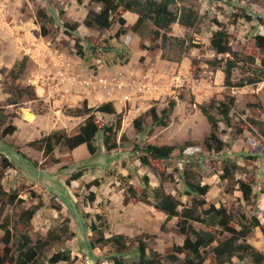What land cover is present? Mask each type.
<instances>
[{"label":"rangeland","instance_id":"rangeland-1","mask_svg":"<svg viewBox=\"0 0 264 264\" xmlns=\"http://www.w3.org/2000/svg\"><path fill=\"white\" fill-rule=\"evenodd\" d=\"M91 6L100 7L89 0H0V184L13 195L12 203L7 201L8 195H0V222L7 220L13 251L22 234L36 242L45 240L51 232L61 238L47 243L45 254H69L67 262L56 264H114L113 258L120 259V254L105 238L123 234L134 239L127 243L124 259L141 240L147 253L158 251L167 264L166 254L173 245H182L185 238L177 230L178 219L167 220L152 205L132 198L125 204L124 190L127 184L142 186L141 176L147 175L152 187L162 183L166 192L181 201V210L197 198L185 193V168L196 173L200 184L209 185L208 192L200 197L205 206L225 207L232 211L235 222L241 212L247 216L255 213L264 227V81L227 87L221 69L206 63L208 59L224 61L228 57L215 54L209 47L212 33L223 26L240 60L233 70V80L261 68L264 49L255 46L254 35H264V0H174L169 6L174 13L190 9L196 14L193 26L173 23L166 31L184 39L183 46L156 36V30L160 34L164 30L152 20L135 26L138 15L131 12L124 14L129 30L119 37H115L118 26L109 30L87 27L83 20ZM41 9L47 15L46 22L37 15ZM74 23L76 31L72 32L65 24ZM41 25L46 34H42ZM76 44L82 46L83 55L76 53ZM22 57L27 60L19 86H28L34 93L28 96L22 92L18 98L9 93L5 78ZM230 96L234 97L229 113L231 127L220 122L218 129V136L228 146L218 152L208 151L201 141L209 135L210 125L200 106ZM170 97H175L176 105L168 125L151 126L146 117L143 131L137 133L133 120L151 106L159 112ZM106 101H111L117 113L122 114L116 148L105 149L101 132L96 135L97 151L93 155L85 147L69 150L63 144L45 155L28 145L54 130L75 128L86 118L82 112L75 113L77 108H95ZM210 111L220 118L216 109ZM94 114L104 124L115 121L113 114ZM8 126L16 129L4 134ZM237 126H242V131L233 139L230 133ZM194 140L201 143L182 153L174 150L166 162H156L154 170L141 165L138 152L133 151L134 144L180 145ZM2 157H7L10 166L3 167ZM228 159L236 161L237 170L233 177L222 180V166ZM76 172H81V176L71 180ZM238 179L251 182L254 204L242 199ZM95 181L99 185L87 187ZM90 191L95 192L92 204L86 201ZM33 206L38 209L29 225L21 224L20 212ZM96 213L104 215L109 224L103 238L91 228L93 224L102 227ZM215 220L206 217L204 223L193 222L196 231L214 234L216 240L212 244L227 236ZM235 222L232 226L239 228ZM3 234L0 227V253ZM246 242L264 254V230L253 229ZM203 252L202 264H214L210 248ZM177 255L184 258V253ZM223 264L255 263L247 255H233Z\"/></svg>","mask_w":264,"mask_h":264},{"label":"trees","instance_id":"trees-1","mask_svg":"<svg viewBox=\"0 0 264 264\" xmlns=\"http://www.w3.org/2000/svg\"><path fill=\"white\" fill-rule=\"evenodd\" d=\"M81 2L82 0H77ZM98 4L99 9L89 7L84 17L83 23L85 26L98 29L109 30L113 26H118L115 33V37H119L125 34L129 28L126 25V19L124 14L131 12L138 15L135 26L145 20H152L153 24L158 29H163L164 32L160 34L159 31H155L156 36H161L163 40L172 42L174 44L183 46L185 44L184 39L177 36L169 35L166 31L170 29L171 24L178 23L183 26H193L196 21V14L192 10H186L179 14L170 10L169 6L174 0H89ZM41 21H47V15L43 9L37 13ZM247 20L250 18L248 16ZM72 32L76 31L77 23L65 24ZM134 26V27H135ZM134 29V28H133ZM42 34H46L47 30L44 25H41ZM71 34V32H67ZM254 44L259 49H264V35H254ZM76 53L80 56L83 55L82 46L76 44ZM209 47L215 54L228 55L226 59L220 60L218 58L208 59L206 63L213 68H220L223 73V84L227 87H243L245 85H254L261 81H264V59L261 60V68L254 69L251 74H248L237 81L233 80V70L238 66L239 58L235 56V52L231 47L229 33L225 27L220 26L215 30L209 40ZM26 57H22L20 60L15 61L13 67L6 75L5 81L8 84V91L11 95H15L18 98L21 97V93L25 92L26 95H33L34 91L21 89L19 82L21 80L23 71L26 67ZM194 67V66H193ZM222 67V68H221ZM182 98V96H179ZM11 103H15L12 102ZM176 105L175 97H170L167 100V104L159 112L155 106H151L143 114L136 117L133 120V127L137 133H140L144 129V120L149 117L151 120V126L168 125V117ZM234 105V97L230 96L227 100H210L207 105L200 106V111L206 118L210 125V133L204 137L201 141L208 151H221L228 146L218 136L219 123L222 122L225 127L230 128V111ZM216 109L220 118L216 117L210 109ZM99 111L102 113L115 115V121L110 124H104L95 116L94 112ZM84 113L86 118L75 128L70 130H54L47 135L32 140L29 142V146L37 150H40L45 155H50L54 151L55 147L63 144L67 149L72 150L81 144H85L89 154L93 155L97 151V145L95 144L96 135L102 133V144L107 150L116 148V133L121 128L122 114L117 113L113 103L111 101L102 102L95 108H77L75 113ZM256 123V121H253ZM257 124V123H256ZM14 126H8L3 130L4 134H11L15 131ZM242 131V126L235 127V131L230 135L233 139H236L239 133ZM261 134L264 135V123L261 129ZM198 140L185 141L180 145H170L160 142L158 144L147 143L144 146L137 144L133 145V151L138 152V160L141 165H144L150 169L156 167V162H166L170 159L174 150H178L182 153L187 147L198 145L201 143ZM2 165L4 168L10 166V162L7 157H2ZM227 164L222 166V173L220 178L222 180H228L235 174L237 170L236 161L228 159ZM166 165V163H165ZM162 176V173L160 174ZM81 176V172L73 173L70 176L71 180L77 179ZM196 173L192 170L185 168L182 170V178L185 185V193L188 195H194L197 198H193L191 206H185L179 210L181 201L172 193L166 192L162 186V183L157 187H152L149 183V177L147 175L141 176L142 186H134L133 184H127L124 190V202L128 203L130 198L134 201H139L145 204L152 205L154 209L162 212L166 215V219L177 218V230L179 233L185 236L182 245H173L171 252L166 254L167 264H202L205 260L204 250L210 248L211 255L214 259V264H223L224 261L230 260L235 255L238 258L249 256L255 264L264 263V254L257 250L255 247L246 242V237L255 228L264 230L258 216L254 213L247 216L241 212L238 214V219L235 222L232 211L225 207L216 208L213 205L205 206L203 197L209 190L208 184H200L196 179ZM129 177V176H128ZM99 185L97 181L86 184ZM238 190L241 193L242 199L247 204H254L253 190L251 182L238 179ZM264 193V191H263ZM0 195H8L9 203H12V194L5 192L0 184ZM88 204H92L95 201V192L90 191L86 197ZM3 207V206H2ZM0 207V217L3 213V208ZM38 207L33 206L22 210L18 216L21 224L29 225L32 217L36 213ZM95 217L100 221V226L95 224L91 226L93 230L100 234L103 238L104 229H108L109 224L104 215L99 213L95 214ZM206 217L216 218L217 225L220 226L222 233H226L227 236L216 244H212L216 239L211 232H199L196 231L193 222L204 223ZM236 223L239 228L232 226V223ZM0 227L4 230V234L1 237L3 243V249L0 253V264H56L58 262H67L69 260V254L66 251H60L47 256L45 254V245L53 242L54 239H60L59 235H52L48 232L46 239L41 241L37 240L32 242L28 234H22L17 241V247L14 251L17 254H13L14 251L11 248L12 235L9 231L7 220L0 222ZM101 238V239H102ZM134 239L125 237L123 234H112L110 237L105 238L106 242L112 243L115 252L120 254V259L114 257V264H164L163 257L156 250H150L146 252V246L143 241H138L130 251V255L127 259H124L122 254L128 249L127 243L132 242ZM13 251V253H12ZM184 253V258L181 259L177 254Z\"/></svg>","mask_w":264,"mask_h":264},{"label":"crops","instance_id":"crops-1","mask_svg":"<svg viewBox=\"0 0 264 264\" xmlns=\"http://www.w3.org/2000/svg\"><path fill=\"white\" fill-rule=\"evenodd\" d=\"M84 147L86 148V145H85V144H81V145L77 146L76 148H74L73 150H76L77 148H81V149H82V148H84ZM86 149H87V148H86Z\"/></svg>","mask_w":264,"mask_h":264}]
</instances>
